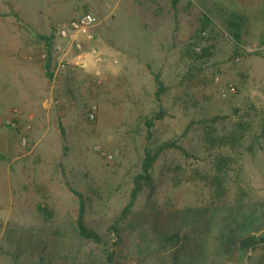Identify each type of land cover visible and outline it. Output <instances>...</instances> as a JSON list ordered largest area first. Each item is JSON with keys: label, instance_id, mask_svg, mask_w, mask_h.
<instances>
[{"label": "rangeland", "instance_id": "374dc122", "mask_svg": "<svg viewBox=\"0 0 264 264\" xmlns=\"http://www.w3.org/2000/svg\"><path fill=\"white\" fill-rule=\"evenodd\" d=\"M0 153V264H264V0H0Z\"/></svg>", "mask_w": 264, "mask_h": 264}, {"label": "trees", "instance_id": "16d2710c", "mask_svg": "<svg viewBox=\"0 0 264 264\" xmlns=\"http://www.w3.org/2000/svg\"><path fill=\"white\" fill-rule=\"evenodd\" d=\"M243 15L240 12L232 11L228 17H226V23H227V31L231 33V36L236 40L239 41L241 37L242 32V21H243ZM202 28L206 29L208 25L211 23V17L208 13H203L202 18ZM47 43H49V38L45 37ZM50 68V59L48 58V61L46 62V69ZM49 76L51 77V74L49 73ZM156 81L159 85L162 84L158 76L156 75ZM148 124L151 125V122L148 121ZM170 143L163 144L160 148H158L156 151H151L149 149L146 150L145 156L143 158L142 162V172L137 174L134 178V187L131 191V199L129 204L127 205L126 209H128L138 198L139 194L144 189V186L146 183H151L152 177H151V170L153 167L154 162L158 158L159 153L161 152L162 148L164 146H168ZM0 158L4 159V156L0 153ZM73 191L80 196L81 199V205H80V212L77 218V230L79 232V235L82 238H85L87 240H91L93 242H96L98 244H104L103 238L99 232L86 225L84 221V201L82 198V194L78 192L77 190ZM113 232H115L116 241L115 244H118L122 241V234L119 233V227L117 225H111ZM160 234H156L158 239L163 243V245L168 244H174L177 245L180 244V235L177 232L169 233L166 232V230L158 231ZM255 244V239L253 236H247L242 240V245L244 247H250ZM176 247V246H175ZM111 246H104L103 252L108 260H112L114 252L110 250Z\"/></svg>", "mask_w": 264, "mask_h": 264}, {"label": "built area", "instance_id": "2783aa9c", "mask_svg": "<svg viewBox=\"0 0 264 264\" xmlns=\"http://www.w3.org/2000/svg\"><path fill=\"white\" fill-rule=\"evenodd\" d=\"M98 23V17L88 11L80 14L79 16L72 18L67 24L61 26L59 29V35L62 38H71L73 41L77 39L78 34L87 33L88 29ZM88 37H92L91 34H88ZM76 48L79 50L78 58L81 63H84L86 55L91 54L94 56L96 61H102L103 57L100 55L96 48H91L85 50L83 44L80 41H76ZM91 120H94L96 117V112L92 111L89 115Z\"/></svg>", "mask_w": 264, "mask_h": 264}]
</instances>
